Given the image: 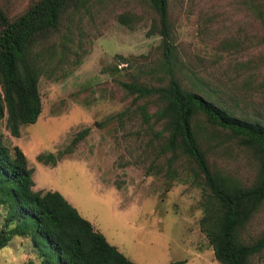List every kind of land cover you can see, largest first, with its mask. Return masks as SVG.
<instances>
[{
	"label": "rangeland",
	"instance_id": "1",
	"mask_svg": "<svg viewBox=\"0 0 264 264\" xmlns=\"http://www.w3.org/2000/svg\"><path fill=\"white\" fill-rule=\"evenodd\" d=\"M28 2L11 0L12 12ZM169 13L182 84L236 117L264 123V28L244 1L170 0ZM121 14H131V23H121ZM153 17L140 0H91L65 18L49 40L53 58L41 61L37 121L13 137L0 120V133L10 148L25 153L34 189L61 193L134 264H219L199 227L201 189L185 162L168 165L158 155L163 138L156 132L162 126L154 118L145 122L138 108L144 100L133 101L121 85L159 86L168 79L161 69V37L148 33ZM156 109L146 108L148 114ZM220 131L219 146L215 131H201L209 140L211 165L249 184L259 159ZM60 151L55 165L37 159ZM5 214L0 206V227ZM262 233L264 205L244 236ZM41 260L28 237H14L0 249V264ZM253 264H264V250Z\"/></svg>",
	"mask_w": 264,
	"mask_h": 264
},
{
	"label": "trees",
	"instance_id": "2",
	"mask_svg": "<svg viewBox=\"0 0 264 264\" xmlns=\"http://www.w3.org/2000/svg\"><path fill=\"white\" fill-rule=\"evenodd\" d=\"M90 1L29 0L23 10L13 13L11 0H0V120L13 137H19L21 127L35 123L41 113L39 78L45 71L41 61L48 63L54 56L49 40L60 32L65 18ZM140 1L155 15L148 33L161 37V69L168 79L159 86L136 81L121 85L134 96L133 101L144 100L138 106L144 121L154 118L162 126L156 132V137L163 138L158 155H165L168 165L185 162L189 177L201 189L199 227L215 259L219 264H253L264 250V233L248 240L244 233L264 205V123L236 117L185 87L176 76L170 0ZM243 1L264 28V0ZM132 18L131 14L119 16L124 24H130ZM149 104L157 107L152 114L146 110ZM207 127L215 131L216 146L221 143L222 130L257 156L258 171L249 184L211 165L209 140L201 132ZM84 133L86 130L77 134L72 144ZM63 154H39L37 159L55 165ZM34 184L25 153L17 145L10 148L0 133V206L6 209L0 249L14 237H28L42 258L41 264H134L61 193L36 190Z\"/></svg>",
	"mask_w": 264,
	"mask_h": 264
}]
</instances>
